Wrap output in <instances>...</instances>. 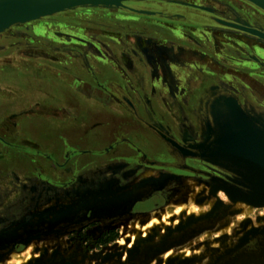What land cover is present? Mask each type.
I'll list each match as a JSON object with an SVG mask.
<instances>
[{
  "label": "rangeland",
  "instance_id": "374dc122",
  "mask_svg": "<svg viewBox=\"0 0 264 264\" xmlns=\"http://www.w3.org/2000/svg\"><path fill=\"white\" fill-rule=\"evenodd\" d=\"M173 2L193 6L192 11L196 17H206L208 12L235 21L241 20L250 25L253 23L260 27L263 26L257 23L264 25V13L248 1L245 3L240 0H122L118 6L77 7L37 21L11 26L0 32V38L8 35L7 39L0 40L3 47L0 57L10 53L14 48L28 51L20 54L18 59L24 58V61L31 65L29 74L34 72L37 74L39 73L36 70L37 66L46 64L43 57L49 54L51 56L48 57L51 59L49 62L57 68L56 75L63 69L62 62L54 61L58 55H67V59H88L91 63L87 64H92L93 67L95 65L94 74L97 77L95 83L104 86L110 79L109 75L121 73L117 65L122 67L121 61L127 60L125 52H128L129 48H139L145 61L151 66L154 74L152 81L155 75H161L162 81L169 87L166 90L169 93L174 92L172 89L181 90L183 81L191 79V76L189 70L184 72V76L181 73L175 74L173 70L176 69L175 66L170 62L169 64L165 58H175L179 62L189 58L200 67L197 73L193 74L194 79L202 75H211L214 79L217 78L227 84H240L242 92L252 91L251 96L248 93L247 95L253 105L264 109V61L260 60L261 58L264 60L262 57L264 40L248 33L239 35L229 29L213 28L206 19L178 21L172 14ZM157 8L163 14L153 11ZM11 44L14 45L10 47ZM170 52L172 54H168ZM206 55L210 62L215 64L211 65V69L207 67L209 72L203 70L206 69V61L202 59H206ZM252 55L256 59L252 58ZM161 58L165 59L161 62L162 65ZM93 59L97 62L94 63ZM251 60L256 63V66L253 65L254 68L248 62ZM66 62L71 63L70 60ZM76 65L74 64L75 67ZM111 65L116 68V72L109 74L107 70ZM65 69L71 71L68 67ZM146 73V78H149V72ZM34 78L38 79L36 76ZM71 79L70 81L80 84L78 78ZM47 82L55 85L49 79ZM197 94L198 92L195 95ZM28 106L32 108L31 104ZM261 113L264 115V112ZM150 143L153 148L161 144L158 141ZM199 166L202 164L199 163ZM146 173L149 184L154 180L149 176L153 172ZM135 180L137 179H129L130 182ZM19 183V187H25L28 191L27 186H23L21 181ZM182 184L183 189L180 188L181 193L172 205L191 202L196 211L204 210L201 215L196 213L193 216L197 218L204 215V219L202 217L201 220L193 221L190 229L177 228L173 232H168L169 234L164 230V234L149 240L141 248H131L122 254L113 248V240L118 236L116 228H110L103 233L101 231L111 227L110 224L91 228L97 222L102 223V219L88 215L89 210L86 208L70 206L66 202L60 204L50 194L46 198L44 192L39 193L43 190L42 184L38 186L39 188L36 186V197L32 193L35 190L29 188L33 196L19 201L18 205L17 201L5 202L4 196H1L0 210L14 213L0 214V264H7L9 258H12L10 255L16 254L12 251L22 246L24 248L27 243L29 244L24 249L33 246L36 255L28 264H264V207H252L241 202L232 203L224 192L219 190L215 193L220 192L219 194L227 200L219 198L215 204L221 201L222 206L213 208L214 192L209 188L210 182L207 183V187L203 185L207 188V193L204 194L207 196L192 190L191 186L195 185L193 181L190 183L185 181ZM178 186L179 182L175 179H164L159 188H162L165 196L169 192L173 198L176 195L175 188ZM19 192L22 194V188ZM153 198H155L153 194H148L143 201H151ZM164 202L163 198L153 206H160ZM143 206H146V202L137 205L140 208ZM135 207L127 208L120 217L130 218L137 214H145L136 213ZM208 211L210 215L206 218ZM77 215H80V218L76 217ZM179 223L180 220L166 228L174 229ZM14 243H17L15 247L12 246ZM168 247L182 248L178 254L166 256L163 250Z\"/></svg>",
  "mask_w": 264,
  "mask_h": 264
},
{
  "label": "crops",
  "instance_id": "0c3cea01",
  "mask_svg": "<svg viewBox=\"0 0 264 264\" xmlns=\"http://www.w3.org/2000/svg\"><path fill=\"white\" fill-rule=\"evenodd\" d=\"M26 52L14 48L10 53L3 54L0 61V99L11 101L15 95L20 99L26 98L17 105L12 101V105L5 102L0 107V135L9 142L22 145L20 148L23 152L18 156L10 150L15 148L13 145H0V198L4 196L5 202L13 203L26 200V197L19 194L20 179H29L28 182H22L23 186L35 185L37 182L32 179H37L56 192L65 191L59 193L60 198L70 200V206L88 209V215L101 218L102 225L114 224L120 238L122 224L134 218L145 219L150 212L121 218L127 208L144 200L148 194L160 193L164 198L163 190L159 188L164 179H177L179 184L184 180H178L173 168L166 166L172 163V159L163 151L162 142L140 124L129 108L115 98L101 95L98 84L92 81L95 66L90 64L92 67L86 71L87 66H83L77 58L67 59V55L61 54V57L58 55L54 58L55 62H62L63 66L56 75L57 68L51 65V56L46 54L43 61L47 63L37 66L39 73H30L32 79L28 81L26 76L19 75L31 72V65L24 58L18 59L20 54ZM67 60L71 63H67ZM72 64H77L80 70V75H76L80 80L79 85L70 81L73 72L65 69H70ZM47 79L55 85L47 82ZM35 86L37 90L31 91ZM152 88V110L160 114L165 108L170 117L177 118L176 108L168 107L166 98H158L156 88ZM202 88L205 93L206 87ZM200 97V93L193 94L191 102L201 122V134L205 136L206 119L203 120L200 114ZM31 103L33 106L30 113L21 116L14 114L16 109L25 108ZM185 104L191 110L188 99ZM138 110L145 118H152L160 127H164L163 121H159L155 113L149 114L146 107L139 104ZM24 123L29 126L26 128ZM12 125L19 128H12ZM154 141L161 143L159 147L153 148L150 142ZM138 157H143L144 162ZM98 168L103 169V173H98ZM147 171L153 172L149 176L154 180L149 184ZM128 179L137 180L130 182ZM15 188L19 190L16 192ZM25 190L22 187L24 194ZM176 192L175 198L180 195L179 186ZM219 193L213 196V207L219 198L227 200ZM6 212L8 215L14 213L9 210ZM80 215L76 217L80 218Z\"/></svg>",
  "mask_w": 264,
  "mask_h": 264
},
{
  "label": "flooded vegetation",
  "instance_id": "af4514ba",
  "mask_svg": "<svg viewBox=\"0 0 264 264\" xmlns=\"http://www.w3.org/2000/svg\"><path fill=\"white\" fill-rule=\"evenodd\" d=\"M240 1L244 2L245 0H240ZM245 3H246V1H245ZM156 4H158V3H156ZM169 5H171V4H169ZM172 5H174L172 7L173 8L172 14H174L176 16V20H178V21H185L186 22L187 19H188V21L193 20V19H195V20L206 19V21L211 23L210 25H212L213 28L229 29V30H231V31H233L239 35L246 33V32H243L241 30L219 24L215 20V19H220V20H224V21H227L230 23L238 24L240 26H245V27H249V28L259 30L262 33L264 32V25H262L260 23H257V24H259L263 27L256 25V23H253L250 25V24H246V23L242 22L241 20L235 21L234 19H229V18H226V17L221 16V15H216V14H211V13L209 14L208 12H206V17L202 16V18H200V16L196 17L195 13H193V11H192L194 9L193 6H190L188 4L181 3V2H173ZM124 7L128 8L127 6H124ZM253 8H255V7H253ZM139 10H140V8H139ZM153 11L160 13V14H163V12L161 10H159L158 8L156 10L154 9ZM160 14H158V15H160ZM250 35H252V34H250ZM7 36L8 35H3L0 38V40H2L3 38L7 39ZM253 40H255V38H253ZM255 42H257V41L255 40ZM12 45H14V44H11L10 47H12ZM2 49H3V47H2V45H0V51ZM146 51H147V49H146ZM156 52H157V55H159L158 51H156ZM168 54H172V52H170ZM125 56H126L127 60H125L124 62L121 61L122 67L116 64L117 68L121 69V73H118V74L114 73L116 75H114V74L109 75L110 79L104 83V86L98 85L100 91H102L101 95L102 96L106 95L107 97H110L113 99L115 98L117 101H119L125 107L129 108V110L132 112L133 116L140 122V124H142L148 130H150L152 135L157 140L162 142L163 151L172 159V163H167L166 166L173 168V170L176 172V175H177L176 177H179L178 180H184L183 183H185V181L189 182L190 180H195L197 183L207 185V183L210 182L209 180H213V179H211V177H207V176H200V175H204L206 173V169L203 168V165L199 166L198 162H195V163L193 162V161H195L194 159L196 158L195 155L183 153V150H185L187 152L191 151L192 153H195V152L197 153L198 151H205L206 150V142L203 144L202 148H198L197 150L191 149L188 147L189 143L191 144L194 141H198V139H200V137L202 136L201 124H200L201 122L198 120L196 107H194V105H192V102H191L192 101L191 100L192 95L196 94L197 92L200 93L201 97H200L199 105L201 107L200 114L203 116V120L210 117L209 116V106H208L210 104V102L215 98H219V97L222 98L223 96H228V95L235 96L245 108L249 109L252 113L257 114L259 117H262V118L264 117L263 113H261V111L264 112V109H262V107L259 108L258 105H253L252 100L249 98V95L252 93V91H250L251 93L248 91L246 93L242 92V90H241L242 86L240 84L239 85L237 83L227 84V83H225L222 80H219L217 78L214 79L213 76H211V75H202V77H200L201 79L198 77H197V79H194L193 74H196L197 73L196 71H198V69L200 67L196 66L198 64H196V62L194 60H190L189 58L186 60H182L181 62H179L174 57H173L174 59L165 58L166 61H168V63L170 62L172 64V66H175L176 69H173V70H175L174 71L175 74L179 75V73H181L184 76V72L186 70H189L190 76H191V79H189L187 81H183V87L181 90H180V88L178 90L172 89L174 92L169 93V91L168 92L166 91L169 89V87L166 84V82L162 81L161 75H159V76L155 75L154 79L152 81V75H154V74H152L151 66L145 61L143 55L139 51V48H129L128 52H125ZM253 56L254 55H252V58L256 59V57H253ZM97 57H99V56H97ZM160 57H162V56H160ZM197 57H199V56H197ZM262 57H264V56H262ZM2 58H3V56L0 57V61ZM165 59L161 58L160 64ZM257 59L259 60L260 57L258 56ZM203 60L206 61V69H203V70L209 72L207 67L209 66V69H211L210 68L211 65L214 66L215 64L213 65L210 62V59H208L207 55H206V59H202V61ZM260 60H261V62L264 61L262 58ZM196 61L199 62L198 60H196ZM212 61L214 62L215 60H212ZM79 62L81 64H83V66L88 67V68H86L87 69L86 71H89L90 67H92L91 65L87 64L86 59H79ZM89 62H90V60H88V63ZM95 62H97V61L94 60V63ZM248 62L250 64H252L251 66H253V65L256 66V63L252 62V60L248 61ZM192 63H193V65H192ZM72 65H71V68L69 70H71L73 72L72 78L74 77L77 79L76 75H78L77 73H80V70H79L78 66L75 67L74 64H72ZM97 65H98V63H97ZM154 67H155V64H154ZM252 68H254V66ZM92 70H93V68H92ZM107 71L110 74V72L111 73L116 72V68H114L111 65L110 69ZM107 71H106V73H107ZM146 71L149 72V78H146V74H147ZM22 75H25V73H22L20 76H22ZM26 77H27L28 81H31L32 77L30 74H27ZM176 77L177 76H175V79H176ZM92 81L95 85L98 84V83H95V82H97V78H96L95 74H92ZM154 81H155V83H154ZM196 81H198V82H196ZM36 84H37V82H36ZM202 86L206 87L205 93H203V91H202L203 90ZM152 87L156 88L155 92H156L158 98H160V99L166 98V103L168 104V107L173 106L176 108L177 118L176 117L175 118L170 117L168 115L169 112L167 110H165V108H164V111H162L160 114H158L157 112L152 110V108H151L152 106L150 104V99H151L152 94H153V92H152L153 88ZM164 87H165V89H164ZM35 90H37L36 86L34 88H31V91H35ZM247 93L249 95H247ZM186 98L188 99V106L191 108V110H188L187 105L185 104V100H187ZM189 98H190V100H189ZM25 99L26 98L20 99L16 95L13 96V98H11V101H6L5 98H2V99H0V106H3V103H5V102L7 104H10V105H12L13 103L17 105L19 101L22 102V100H25ZM176 99L178 101H176ZM12 101H13V103H12ZM139 104H141L143 107H146L149 110V114L155 113V117L159 121H163L164 127L163 128L160 127V125L155 123L152 120V118L147 119L144 116H142L138 110ZM31 105L33 106L32 103H31ZM120 106H122V105H120ZM28 107L29 106L22 108V109H16V112L14 114L17 116L22 115L24 113L28 114L29 111L31 112V109ZM164 107H166V106H164ZM13 111H15V110H13ZM1 119L2 118H0V120ZM175 119H178V120H175ZM25 124L26 123H24V126L27 128L29 125L26 126ZM12 126H13L12 128L16 127L15 129L19 128L18 126H15V125H12ZM169 139L173 140L177 146L172 145L168 141ZM0 145H3V146L13 145L15 148L10 149L11 151H14V153L18 154V156L19 155L21 156L23 154L22 149L20 148V146H22V145H19V144L17 145L15 143L9 142L6 139H4L1 135H0ZM16 146H18V147H16ZM138 158L140 161L144 162L143 157H138ZM138 158L136 159V161L139 162ZM146 164L149 165L148 163H146ZM102 170H101V168L97 169L98 173H101ZM142 170H144V169H142ZM168 174H170V173H168ZM193 174H197V175H193ZM28 180L29 179H26L25 181H22V180H20V181L21 182H28ZM175 180H177V179H175ZM32 181H36L37 184H35V185L30 184L29 186L26 185L27 186L26 188L28 189V191L26 190L25 194L23 191H22V194L19 192L20 196H22L24 198L25 197L28 198V197H30V195L33 196L32 193H34L35 194L34 197H36V194H37V191L35 190L36 186L38 187L39 185L41 186V184H42L43 190H40L39 193L44 192L46 198H48L49 197L48 195L50 194V196L56 198L57 202L60 204L66 202V201L68 203L70 202V200H66L65 198H60L61 196L59 193L63 194L65 191H61V192L57 191L56 192L53 188H51V186L45 185L43 182H41L37 179H32ZM196 182H194V183L196 184ZM209 185L212 186V183H210ZM210 186H209V188H211ZM21 188L22 187L20 186V190H21ZM29 188L34 189L35 191L31 193L29 191ZM180 188L183 189L182 183L179 184V193H181ZM191 188H192V186H191ZM175 189L178 190V187H176ZM186 189L187 188H185L184 191H186ZM18 190L19 189L15 188L16 192ZM51 192H53V193H51ZM14 194H15V192H14ZM167 194L168 195H166L164 197L165 202L163 204H161L160 206H157V207L153 206V205L158 203L159 201L163 200V197L160 193L153 194V196L155 198H153L151 201H143L142 200V201L136 203L135 205H133V206H136L135 207L136 213H145L146 214L150 211L148 213V214H150L152 211L163 209V208L167 207V205H169L170 202H174L175 200H177V198H175V196L177 195V192L173 198L169 195V192H167ZM15 196H16V194H15ZM1 200H2V198H0V201ZM34 200H35V198H34ZM19 201H22V199ZM19 201H17V205H18ZM144 202H146V206H143L142 208L137 207V205L139 203H144ZM165 204H166V206H164ZM147 207H151V208L146 210ZM5 212L6 211L0 210V214H3V213L6 214ZM137 215H144V214H137ZM131 220H133V219H131ZM131 220H129V221H131ZM98 225L105 226V225H102V223L97 222L96 224H93L91 226V228H97ZM110 226L111 227L103 229L101 232L103 233V232H105V230L107 231L110 228H116L114 224H110ZM101 232H100V234H102ZM118 235H119V231H118ZM117 239H119L118 236L115 240H113V243H115L117 241ZM16 244L17 243H14L12 246L15 247ZM22 249H24L23 246L17 250L14 249L15 251H12V252L17 253V252L21 251Z\"/></svg>",
  "mask_w": 264,
  "mask_h": 264
},
{
  "label": "water",
  "instance_id": "95a60500",
  "mask_svg": "<svg viewBox=\"0 0 264 264\" xmlns=\"http://www.w3.org/2000/svg\"><path fill=\"white\" fill-rule=\"evenodd\" d=\"M122 0H22L16 2L12 12L0 17V30L12 21L35 16L51 15L60 9L69 10L83 6H118ZM264 13V0H245ZM2 6L8 11V3ZM61 10V11H63ZM218 23L241 30L264 39V33L249 27L240 26L224 20ZM220 98V99H219ZM213 99L209 106V118H206V135L196 143L188 145L197 150L206 140V152L198 151L186 154L195 155V162L203 165L206 173L200 176H220L223 182L235 187L241 199L253 206L264 205V120L245 108L233 95ZM172 145L176 143L169 139ZM197 175V174H193ZM221 204L214 206L218 208ZM157 207V206H156ZM151 207H147L148 210ZM210 211L206 213L209 217Z\"/></svg>",
  "mask_w": 264,
  "mask_h": 264
},
{
  "label": "bare ground",
  "instance_id": "6f19581e",
  "mask_svg": "<svg viewBox=\"0 0 264 264\" xmlns=\"http://www.w3.org/2000/svg\"><path fill=\"white\" fill-rule=\"evenodd\" d=\"M3 1L8 3V11H6L5 7L2 6ZM20 1L22 0H0V17L4 16V13L6 14V12H12L15 10V8H18L15 6V4L16 2H20ZM61 10L63 9H60L55 12H51L50 14L53 15L57 12H61ZM44 17L47 16L39 15L32 18L18 19L12 21L10 24H8L9 26L6 25V27L1 29L0 32L4 31L5 29L11 26L37 21L43 19ZM260 118L264 120V117L263 118L260 117ZM186 152L187 151L183 150V153ZM211 179L213 180H209V181L210 183H212L211 190H213L212 192H214L212 193L213 195L216 194L215 192L222 190L226 198L230 200L232 203L241 202L250 205L252 207H258V206H253L241 199L232 198L231 196L235 194L238 195V192L235 187L229 186L228 184L223 182V178L213 177ZM203 185L206 184L196 183L194 186H192V189L196 193H200L203 196L205 193H207V188H205ZM217 204H219V202ZM220 206L222 205L220 204ZM261 207H264V205H262ZM203 212L204 210L196 211L193 204L188 201L186 203L184 202L178 203L176 204V206L169 205L163 209L154 210L145 219L135 218L131 221L122 224L120 238L117 242L113 244V248L119 254L125 253L131 248L132 249L141 248L142 246L146 245L149 240L158 238L163 233L164 230L166 231L165 233L167 234L168 232L175 231L177 228H181L182 230L186 229L187 227L190 228V224L193 223V221L201 220V218L204 216L202 215L195 218L193 215H196V213L201 215ZM182 219L185 220L183 221ZM178 220H180V223L174 229L166 228L170 225H175ZM28 244L29 243H27L24 246V248H26ZM180 250L181 248L168 247L165 250H163V254L166 256L169 255L173 256L175 254H178ZM10 257L12 258H9L7 264H28L31 261H33V259H35L36 255L33 246H31L28 249H23L22 251H19V253H16L15 256L10 255Z\"/></svg>",
  "mask_w": 264,
  "mask_h": 264
}]
</instances>
